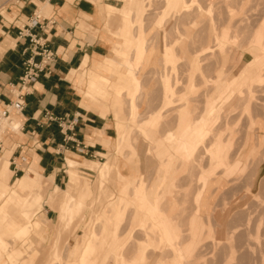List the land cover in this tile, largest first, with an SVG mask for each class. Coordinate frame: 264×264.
Segmentation results:
<instances>
[{
  "label": "crops",
  "instance_id": "1",
  "mask_svg": "<svg viewBox=\"0 0 264 264\" xmlns=\"http://www.w3.org/2000/svg\"><path fill=\"white\" fill-rule=\"evenodd\" d=\"M122 1L127 3L124 5H128L122 13V25L120 30L118 28L119 33L117 35L113 29L111 31L107 29L109 36H103L100 33V20L102 17L105 18L107 0L104 2L99 0H11L0 10V108L3 104L9 103L15 98L14 94L18 79L23 71L24 61L30 59L33 62H39L40 57L31 51L33 47L31 39H38L39 42L44 43L54 55L51 65L39 71L36 78L27 86V93L23 96L22 109L9 113L10 116L7 121L11 120L12 126L5 124L0 127V133L3 132L0 136V192H2L0 193V257L11 246L9 241L12 238L13 231L8 229L7 225L10 222L17 224L23 222L20 212L26 201L16 190L22 189L32 193L35 189L39 190L37 188L42 187L41 183L43 182L53 186V195L59 193L61 197L63 193L67 192L72 177L78 185L75 186L77 190L76 198L85 204V198L91 193V187L87 176L81 175L77 168L82 166L93 172L94 170L85 165L88 163L102 165L110 157L106 155L105 160L101 163L94 161L102 158L110 143L108 138L111 135L109 133L113 129L107 120L108 113H111L115 120V150L121 152L122 148L126 147L128 150L126 160H129L131 156H135V150L130 141V131L132 125H136L140 135L148 143L146 149L150 150L153 157L152 167H157L151 181H148V177H144L141 172H138L137 180L132 184V170L135 169L132 158L130 161L123 160L118 163L116 161L119 168L118 181L127 185L130 184V186H117L116 192L113 191L115 193L114 197L104 202L106 206L102 208V230L101 234L98 235L100 238L98 247H101V252L97 264H104L107 253H110L111 258L113 254H116V250L121 247L118 242L125 236L122 234L123 231L119 232L121 234L119 235L120 225L118 226V224L124 216H116L115 212L119 211L121 213L124 207L129 208V218L133 220L131 232L138 230L141 222H145V225L152 222L158 227L162 240L167 245L170 247H174V244L178 245V241H175L174 238L179 240L181 234L179 229L175 227L174 216L178 213V209L174 208L177 202L174 198L175 190L173 188L175 189V186H172V183H174L178 170L183 165L180 157L174 153L173 144L165 143L164 140L158 141L164 112H161L158 116L146 113L138 120L142 114L137 111L140 104L136 100L137 90L141 91L140 84L143 85L142 74L137 77L133 75L131 77L133 80L130 81L128 64L129 61H132L136 66H140L141 60L137 59L135 55L137 48L136 28L131 19L133 18L132 8L135 9L137 5L138 14L143 15L145 3L141 0H119V4ZM109 6L113 10V4H109ZM126 20H128V24H125ZM33 21L34 24H32ZM164 21L165 19L162 22L158 19L156 22L158 23L157 27L160 28L158 25L164 23ZM161 32V43H158V47L162 54V72L164 73L159 82L161 83L162 96L166 103L176 104L173 107L185 102L182 101L184 97L180 100L178 93H182V96L187 97L188 104L183 109V121L178 120L175 132L173 129L174 135L179 137L182 135V130L189 132L203 123L206 119V112H222L234 108L237 96L243 90L236 94L231 93L232 87L229 85L232 80H245L247 83L245 88L251 85L252 82L247 74L248 67H243V64L240 67V69L242 68L240 74H238L239 69L236 74L230 77H227V74L224 75L225 70L222 65L226 57L224 56L225 51L220 48L225 37L221 34L220 51L218 49L217 52L220 62L219 69L214 76L213 83L209 85L213 86V90L208 95H204L199 119L194 120L190 113L192 105L188 99L197 96L196 91H192V85H194L192 84V72H199L200 66L195 65L196 60L194 58L189 62L187 65L188 75L185 81L186 88L177 91L175 74L181 60H179L176 48L179 45L175 46L172 38V41L169 40L167 32ZM167 40L170 42H167ZM252 42L253 44L255 42L254 46L261 45L263 38L257 42L255 40ZM159 44H161V47ZM252 47L249 48L251 55H253L251 52L253 51ZM107 48L110 49V54L109 50L105 54ZM254 51L259 55V59L262 55L258 53V50ZM89 81L99 82L105 86L102 98L98 99L88 94ZM112 86L117 87L118 93L112 89ZM204 91L206 89L202 93ZM186 93L188 96H186ZM173 107H169L164 111H169ZM122 120H126V122H122ZM212 121L215 122L214 127L220 126L221 120L215 121L212 119ZM236 121V119H232V122L235 123ZM138 122L140 123L138 124ZM224 126L226 125L224 124ZM218 134L215 139L224 147L222 148V157L216 174L219 171H224L223 174H225V170L229 168L227 154L232 151L230 144H232L233 137L229 133ZM223 140H225V143H223ZM174 141H177V139ZM118 143L121 144L120 147H118ZM159 143H162L166 147L165 149L170 152L168 155L160 157L164 150L162 149L163 146L159 147L160 151L157 150V144ZM254 148L255 145L250 149L249 154ZM67 159L78 164L73 168H69L66 163ZM160 165H164L161 168V176L157 183L150 186L160 172ZM124 168H127L125 174L120 172ZM260 169L261 167L255 175L259 173ZM64 173H66L68 179L64 183L65 186L60 188L65 178ZM97 176L99 177L98 174ZM8 178L15 180L12 185L8 184ZM252 182L247 190H252L255 181L252 180ZM14 189L16 190L14 191ZM60 199L55 202L60 211V222H62ZM112 200L115 201L112 202ZM165 206L166 208L163 210ZM39 212V214L37 213L39 216H36L37 218L34 220L39 225L35 233L40 238H44L41 235V233L44 234L41 221H51L53 210L50 208ZM173 213L174 216H172ZM198 218L202 222L200 215ZM59 219L56 225L55 238L52 242L53 245L56 242ZM114 219L117 220V223L114 222ZM89 221H86L82 216L80 218V223L85 222L88 224ZM92 224L94 225V222ZM127 224H129V221ZM116 226V239L111 241L112 229ZM136 227L137 229H135ZM127 228L128 226L125 227V229ZM93 231L94 229L91 232L93 233ZM133 236L130 235V237ZM185 237L187 238V236ZM86 246L87 244L80 253L79 251L83 246L80 250L72 247L68 254L71 256L79 254L76 259L80 260V264H90L92 253L86 258L85 262H81L80 258L84 254ZM189 248L188 240L186 244H183V250H181L186 253L187 249L189 254ZM73 259L71 257L69 260L72 261ZM169 263L170 261L166 264Z\"/></svg>",
  "mask_w": 264,
  "mask_h": 264
},
{
  "label": "rangeland",
  "instance_id": "2",
  "mask_svg": "<svg viewBox=\"0 0 264 264\" xmlns=\"http://www.w3.org/2000/svg\"><path fill=\"white\" fill-rule=\"evenodd\" d=\"M10 1L11 0H0V10L4 6H6ZM99 1L104 2L106 0ZM141 1L145 3L143 7V15L138 14V9L136 6L135 9L132 8L133 18L131 19L132 24L136 28L135 38L136 36H140V31L145 30L147 45V57L144 59L143 62H140V67L143 68V70L140 68V70L142 71H139L138 73V76L142 74L141 79L143 80V85H141L143 87V90H137V101L138 104H140L137 107V111L142 114L138 118V120L145 116L146 113H152L155 116H158V114L164 112V114L169 115L171 111L164 110L176 105L168 104L165 102L162 96L160 86L161 83H159L161 81V76L164 74L162 72V54L158 47V43H161V31L169 32V39H173L174 45L178 46L180 44V46H182V48L186 50L185 57H192V53L193 58L196 60L195 65L200 66L201 71L192 72V82L194 84L193 88L196 90V98L199 100L197 101L196 105L200 107L202 105L200 100L203 99H201V93L204 89H206V91L208 92H211L213 90L211 89V87L213 88V86L209 85L213 83L215 79L213 77L219 69V54L215 52L216 50L210 53H205V55L201 54L202 56H199V52L201 51V49H204L203 51H207L209 50V48L216 49L218 45L220 47V40L218 41V43L215 41L217 46H215L216 44L214 43V41L212 42L211 39L208 43H206L205 38L206 35L210 34L211 26H214L215 31H218L219 34H222V36L225 37H223L224 39L222 40L223 43L220 49H222V51H225L224 56L226 57L222 68L224 70H227V68L228 70L230 69L229 71H227V77L236 74L242 66L243 62L247 61L252 57L249 50L250 47L253 46L251 49L256 51L258 50V53H260V55L262 56L259 57L258 62H252L250 65L246 66L248 68H258L261 77L257 81L252 82V84L249 85L247 88H245L247 84L246 82L242 87H240V91L243 90V92L241 94H238L234 108L229 111H215L205 113V117L208 115H212L213 120L215 121L222 120L224 118V121H228V124L230 123V126H223L225 127L224 129L218 127L221 129V131L218 132V135H224L229 133L233 137L232 144H230L232 147V151L231 153L228 152L227 161L231 163L232 158L233 161L236 159L240 160L241 168L239 172L225 177L224 174L221 173V171L216 174L217 167L214 168L216 170L210 174V178L213 180H211L205 186L201 195V212L199 215L202 217V222H200L198 218L199 215L194 216L193 214L194 212H196L197 208L196 202L194 203V197L197 196L198 191L201 188L200 184L196 182V176L199 172H197L196 170H199L201 166L204 168V166L206 165L204 168L205 172L208 174L211 172H209V170L211 169L209 168L210 161L207 158L210 157V153L207 152V154H205L204 152L206 157L204 158L205 160L202 159V162L201 159L197 162V159H194V164L195 166H197L195 171L197 173L194 171L195 168H192L190 171H188V174V166H182L178 170L179 172L176 176L174 183H172V186H175V189L173 188V190H175L174 198L177 202L176 205H174V208L178 209V213L176 214V216H174V213L172 214V216H174V220L175 218L178 219L180 226L175 222V227H179V233L181 234L182 238L180 237L179 240L174 238L175 241H178V245L174 244V247H170L168 245L169 247L161 249L159 246V248L161 249L159 250L161 255H158L159 260L157 257L158 253H155V251L158 250V245L154 240L151 239L152 244L154 243L152 246L153 248L156 246V249L145 245L143 247V252L145 253L144 261L138 262L136 264H152V262L153 264H166L169 261V264H264V0H214L215 3H213V0H210V2L214 4L212 7V11L214 13L212 12L211 14L208 13L209 7H205L209 5V0L208 2L207 0H202V2L201 0H196L197 3L198 1H200L201 4H198L200 6L202 5V10L205 7L204 11L206 9L205 12L209 17L203 16V20L199 19V17L195 19V16L197 15V10L195 8L194 10H196V12H194L192 8L191 13L187 15L188 19H185L188 20V22L194 21L195 19V23L192 22L193 24L188 22L185 23V21H183L185 20L183 15L180 14V16L179 14L174 15L171 13V0ZM184 1L187 6H189L190 4L192 5L191 0ZM220 1L222 2L220 3ZM109 4H113V10H111ZM124 4L127 3H123L122 1L119 4V0H107L105 18L102 17L100 20L101 35L109 36L106 31L107 29H109L110 31L113 29L115 31V34L119 32L123 20L122 13L124 12V8L128 7V5ZM193 6L195 7V4ZM158 19L160 22L165 19L164 23L158 25L160 28L157 27L158 23H156ZM207 20H209V22ZM210 22H212V24ZM125 24H128V20L125 21ZM233 35L236 36L235 39H230ZM213 37L218 40V37L215 34H213V36L211 35L212 39ZM261 38H263L262 44L254 46L255 42L253 44L252 41L255 40L257 42ZM177 42L180 43L178 44ZM159 45L161 47V44ZM108 50L110 54L109 48H107L105 54L108 53ZM194 51L198 52V55H196V53H193ZM199 59L201 60L199 61ZM233 63L234 65H231ZM180 64L178 65V69L175 74L177 78L176 89L178 91L182 89L184 90V87L186 86L185 81L188 75V71L186 69V62L183 61ZM245 64L246 63L243 64V67ZM184 70L186 71L183 72ZM128 75L129 77H131L130 74ZM210 77H212L211 80H208ZM129 79L132 81L131 78ZM203 79L205 83L203 82ZM205 79L210 81V83ZM113 87L116 86H112V88ZM76 91L77 93H79L77 88ZM178 94L180 100L183 97L184 99H182V101L187 100V97L182 96V93ZM79 95L81 97L80 93ZM186 96H188V94ZM178 104L179 102L177 103V105ZM174 113L172 115H174ZM172 115L170 114L167 119L171 118ZM233 118L237 120L235 123H232ZM107 120L109 121L113 129L109 133L111 135V137L108 138L110 140V143L107 146L106 153L102 155V158L94 160L96 162L101 163L105 160L106 155H109V159L111 160L113 158V164L111 167L112 171L107 175V178L103 180L101 184L102 188L98 189V185L95 184V181H97L98 179L96 171V173L94 171H89L82 166L77 168V171L81 173V175L87 176L88 183L91 187V193L85 198L86 207L82 210L83 212L80 211L79 213L72 216L66 228L62 229L63 225L59 219L60 211L55 202L56 200L60 199V195L59 193L58 195H53V186L49 185L48 183L45 184L42 182V187H38V189L42 192L43 196L41 203V212H43L44 209L51 208L53 210L51 221H41V225L44 230V234L41 233V235H43L44 238H40L34 231H30L29 236L26 238L27 240H25V243H23V245L21 246V254L23 256V259L15 262H10L5 256H2L0 257V264H66L68 262L69 264H80V260L76 259V257H79V254L71 256L68 253L72 247H75L80 250L83 246L79 253L82 252L84 250L85 245L92 243L94 238L100 241L98 235L101 234L102 230V208L106 206V203H103L105 199L101 191L108 187V190L116 192L115 190L117 186H130V184L127 185L118 181L119 168L118 164H116V161L117 163L123 160L130 161L132 158V161H134L135 164V169L133 168L132 170V184L136 182L138 172H141L144 177H148V181L152 180L157 166L154 168L152 167L153 157L151 155L150 150L146 149L148 147V143L140 135L138 127L136 125H132V129L130 131V141L132 142L133 148L135 150V156H131L129 157V160H126L125 157H127L128 153L126 147H123L121 152L116 151L114 148L115 120L113 119V115L111 113L107 114ZM163 121L165 120L163 119ZM122 122H126V120H122ZM139 123L140 122H138V124ZM213 124H215V122L213 123L212 121L208 126L205 127L206 130L211 132L210 137H212V133L214 134V131L216 129ZM160 128L161 130L158 137L159 142H161V140H164V137L162 136L170 128L174 129L175 132V126L172 127L171 122H169V124H161ZM176 132L180 133L178 131ZM2 134L3 132L0 133V136H2ZM256 140L258 141L257 143ZM208 142L209 141H207L204 146H206V144H210V142ZM254 145L255 148L249 154L250 149ZM161 146H163L162 149L164 150V153L161 154L160 157H164L170 152L165 149L166 147L162 143L157 144V150L160 151L159 147ZM204 146L202 147L203 150L202 148L201 150H199L201 152L198 151L196 152L198 154L195 153L196 158L199 153H203V151L205 150ZM219 156L220 158L222 157L221 153ZM256 162H259L260 164H258L260 166ZM162 166L164 165L159 166L160 172L157 175V178L154 183H152L150 186H153L155 183L158 182L161 176ZM260 167L261 169L259 173L255 175L256 171ZM126 169L127 168H124V170L120 172L125 174ZM211 170L213 171V169ZM219 173H221V175ZM64 175L65 178L62 185H60V188H63L65 186L64 183H66L68 179L66 173H64ZM252 179L255 181V184L252 186L251 192L247 189L250 188L252 184ZM7 181L9 185H12L15 180H11L8 178ZM180 183L181 185H178ZM93 198H95V200ZM114 201L112 200V202ZM55 212H57L58 214H56ZM38 214L33 216L32 218H37L36 216H39ZM117 215L124 216L121 222L118 224V226L120 225L118 233L123 231L122 234H124L125 238L119 240L118 245L121 247L120 249H117L116 254L113 255L117 256L120 255L122 252V264H134L133 259L137 255V253L140 252L141 248L140 243H137V241L147 240L148 234L146 235V232L140 231V227L138 230H134L132 232L130 231L133 224V220L132 218H129V208L124 207V210L121 213H116V216ZM81 216L82 218L86 219V221L90 220L88 224L85 222L80 223ZM35 218L32 220L31 225H33V221L35 220ZM58 219L59 228L57 230L56 242L53 245L52 242L55 238V231ZM187 219L189 220L186 221ZM71 220H73L74 222ZM38 221L40 222L39 219ZM128 221L129 224H127ZM92 222H94V225L92 224ZM114 222L117 223V220L114 219ZM70 223L72 224V226L70 225ZM151 223L147 224L146 226L148 227ZM69 225L71 227H69ZM201 225L203 229L202 232ZM126 226H128L127 229H125ZM93 229L94 231L92 233L91 231ZM135 229H137V227ZM158 231H153L150 233L154 234V238H158L160 233V231ZM119 235L121 234L119 233ZM130 235L134 236L130 237ZM185 236H187V238ZM188 240L190 245L189 254L188 250L186 249V253H183V257L181 253V251L183 250V244H186ZM29 241H31L32 249L28 248V250L27 245ZM16 246H19L18 242L16 243ZM55 251H57L59 255L58 258H53V253ZM30 255L31 257H29ZM98 256L100 257V254ZM71 257L74 258L72 261L69 260ZM113 257L111 256L110 258V253H107L104 264H117V262L114 261ZM154 260L156 261L154 262ZM92 263L97 264V261L94 262V260H91L90 264Z\"/></svg>",
  "mask_w": 264,
  "mask_h": 264
},
{
  "label": "bare ground",
  "instance_id": "3",
  "mask_svg": "<svg viewBox=\"0 0 264 264\" xmlns=\"http://www.w3.org/2000/svg\"><path fill=\"white\" fill-rule=\"evenodd\" d=\"M190 1V0H189ZM191 2H192V5L190 4L189 6H187L186 4H185V1L184 0H171V10H172V14H176V15H183L184 16V19L186 18V19H188V16L187 15H189L190 13H191V9L193 8V10L196 8V10H197V15L195 16V19H197L198 17H199V19H201V20H203V16H207V14H206V9H205V11H204V8L206 7H209V14H211L213 11H212V7H213V3H215L214 2V0H213V3L212 2H210V0H209V2H208V0H207V2H208V6H205L204 8H203V10H202V5L200 6L199 4H201L200 3V1H198V3H197V1L196 0H191ZM201 2H202V0H201ZM222 1H220V3H221ZM188 4H189V2H188ZM195 4V7L193 6ZM203 4V3H202ZM206 4V3H205ZM236 4V3H235ZM197 5V6H196ZM137 6V5H136ZM190 6H193V7H190ZM230 7V6H229ZM140 9V8H139ZM233 9V8H232ZM196 10H194V12H196ZM190 11V12H189ZM216 11V10H215ZM214 13V12H213ZM180 15V16H181ZM126 16V15H125ZM182 16V17H183ZM207 17H209V16H207ZM206 18V17H205ZM183 20V21H185V23L186 22H188V20ZM195 19H194V21H195ZM210 19V18H209ZM204 20H206V19H204ZM181 21V20H180ZM182 21V22H183ZM194 21H191V22H188V23H192V22H194ZM208 22H209V20H207ZM213 21H215V20H213ZM212 21V22H213ZM212 22H210L211 24H212ZM195 23V22H194ZM204 23V22H203ZM216 23V22H215ZM179 24V23H178ZM193 24V23H192ZM187 25V24H186ZM196 25V24H195ZM172 26V25H171ZM197 26V25H196ZM216 26V25H215ZM190 28V27H189ZM211 28V32H210V34H208V35H206V43H208L209 41H210V39L212 40V42L214 41V43L216 44V42L218 43V41L220 40V38H221V34H219V32L218 31H215V27L214 26H211L210 27ZM219 28V27H218ZM171 29V28H170ZM207 30V29H206ZM237 31V30H236ZM119 32H117L116 33V35L118 34ZM168 33V35H170L169 34V32H167ZM171 33V32H170ZM184 33H185V31H184ZM235 33V32H234ZM213 34H215L217 37H218V40H216L214 37H213V39L211 38V35L213 36ZM232 34V33H231ZM191 36V35H190ZM228 36V35H227ZM168 37V36H167ZM185 37V36H184ZM235 35H233V36H231V38L230 39H235ZM252 37V36H251ZM168 39V38H167ZM136 40H137V48H136V51H135V55H136V57H137V59H139V60H141V62H143L144 61V59L147 57V45H146V34H145V30H142V31H140V36H136ZM170 41H172L171 39H169ZM169 40H167V42L169 41ZM237 40V39H236ZM169 41V42H170ZM216 41V42H215ZM181 42V41H180ZM180 42H178V44L180 43ZM187 43V42H186ZM171 44V43H170ZM184 44V43H183ZM190 44V43H189ZM188 44V45H189ZM115 45V44H114ZM167 46V45H166ZM168 46H170V45H168ZM215 46H217V44L215 45ZM189 47V46H188ZM116 49V48H115ZM121 49V48H120ZM177 49V48H176ZM218 49H219V45L217 46V48L215 49V48H209V50H207V51H203L204 49H201V51L199 52V56H202L201 54H204L205 55V53H210V52H213L214 50H216L215 52L217 53L218 52ZM122 50V49H121ZM178 55H179V60H181V62H186V66L189 64V62L193 59V54L191 53V55H192V57H185V54H186V50H184V48H182V46H180V44H179V46H178ZM177 50H175V51H177ZM120 51V50H119ZM188 51H189V49H188ZM134 52V51H133ZM132 52V53H133ZM185 52V53H184ZM214 52V53H215ZM252 52V57L250 58V59H248L247 61H245V65L244 66H248V65H250L252 62H258V55L255 53V51L253 50V51H251ZM193 53H196V55H198V52H193ZM177 54V53H176ZM184 54V55H183ZM256 54V55H255ZM207 55V54H206ZM217 55V54H216ZM232 56V55H231ZM216 57V56H215ZM229 57V56H228ZM133 58V57H132ZM217 58V57H216ZM201 59H199V61H200ZM216 61V60H215ZM238 61V60H237ZM263 61V60H262ZM218 62H219V59H218ZM220 63V62H219ZM248 63V64H247ZM244 64V63H243ZM129 72H128V74H130V76L132 77L133 75H134V72H135V76H138V73H139V71L141 72L142 70H143V68H141L140 66H136L132 61L130 62L129 61ZM181 65V64H180ZM230 65V64H229ZM231 65H234V63L233 64H231ZM209 66V65H208ZM183 67V66H182ZM205 67H207V66H205ZM233 67V66H232ZM231 67V68H232ZM140 68L142 69V70H140ZM188 68V67H187ZM186 68V69H187ZM217 68V67H216ZM242 69V68H241ZM241 69L238 71V74H240L242 71H241ZM182 70V69H181ZM230 70V69H229ZM228 70V68H227V70H225V73H224V75H226L227 74V71H229ZM259 69L258 68H255V67H252V68H248V71H247V74H249L248 76H250V81L251 82H255V81H257L258 79H260V71H258ZM186 70H184L183 72H185ZM188 71V70H187ZM201 71V70H200ZM94 72V71H93ZM170 72H171V70H170ZM169 73V72H168ZM223 75V76H224ZM112 76V75H111ZM207 76V75H206ZM130 77V78H131ZM199 77V76H198ZM211 78L212 77H210L208 80H211ZM214 78V77H213ZM133 80V79H132ZM207 80V81H208ZM131 81V80H130ZM224 81V80H223ZM128 82V81H127ZM141 83H142V81H140ZM209 83H210V81H208ZM245 80H239V79H234V80H232L231 82H230V85L229 86H231L232 88H231V93H233V94H236V93H238L239 91H240V87H242L244 84H245ZM85 83H86V81H85ZM84 83V84H85ZM193 84V83H192ZM197 85H198V83H197ZM193 87H194V85H192ZM228 86V87H229ZM140 89H141V91L143 90L142 88V86H141V84H140ZM168 87V86H167ZM192 87V91L193 92H195L196 90L194 89ZM104 88H105V86H103V84H101V83H99V82H95V81H89V83H88V94L89 95H91V97L93 96V97H97L98 99L99 98H102V96H103V93H104ZM208 88H210V87H208ZM113 90H116V93H118L117 92V87H113L112 88ZM191 89V88H190ZM211 89H213L212 87H211ZM210 89V90H211ZM228 89V88H227ZM183 90V89H182ZM208 90V89H207ZM178 91V90H177ZM181 91V90H180ZM206 92H207V94L208 93H211V92H208V91H204V93H202L201 95V99L202 98H204V95L206 94ZM142 93V92H141ZM177 93V92H176ZM175 93V94H176ZM192 93V92H191ZM206 94V95H207ZM144 95V94H143ZM90 97V96H89ZM197 96H195V97H193V98H191V99H189L188 101L191 103V105H192V108H191V114H192V116H193V119L194 120H197V119H199V116H200V109H201V107L200 106H198V105H196V103H197V101H199L197 98H196ZM198 97H199V95H198ZM93 99V98H92ZM200 99V98H199ZM240 100V99H239ZM137 101V100H136ZM201 102H202V100H200ZM127 102H129V101H127ZM204 103V102H203ZM126 104V103H125ZM187 100L184 102V103H182V104H180V105H178V106H176V107H173L172 109H169L170 111H171V115L174 113V115H172L171 116V118H169V119H167V117L168 116H170V114L169 115H167V114H164L163 115V117H162V122H161V124H169V122H171V124L173 125L172 127H174V126H176V122H178V120L180 121V119L182 120L184 117H183V109L187 106ZM199 104V103H198ZM128 105V104H127ZM205 105V104H204ZM139 106V105H138ZM129 107V106H128ZM127 107V108H128ZM124 109H125V107H124ZM129 109V108H128ZM204 109V108H203ZM168 111V110H167ZM255 111V110H254ZM202 112H203V110H202ZM13 113V112H12ZM128 113V112H127ZM129 114V113H128ZM227 114V113H226ZM125 116H126V114H125ZM222 116V115H221ZM235 117V116H234ZM9 118H0V127L2 126V125H5V124H8L9 126H12V121L10 120V121H7ZM163 119L165 120V121H163ZM212 119H213V117H212V115H208V116H206V119L204 120V122L203 123H201L200 125H198V126H196L195 128H193V129H191L189 132H185V130H182V135H180L179 137H177V136H175L174 135V133H173V129L172 128H170L168 131H166L165 132V134L162 136V137H164V142L165 143H169L170 145L171 144H173V147H174V153L176 154V156H178V157H180V159H181V162H182V165L185 167V166H188V169H187V173H188V171H190L192 168H195L194 169V171L196 170V168H197V166H195V164H194V159H197L196 160V162L198 161V160H200L201 159V162H202V159H204L206 156H205V154H207V152H209L210 153V157H207L208 159H209V161H210V166H209V168H211V169H213V171L210 169L209 170V174L208 173H206L205 172V166H204V168L201 166L200 167V169L198 170H196L197 172H198V174H197V176H196V182L198 183V184H200V189H199V191H198V194H197V196H195L194 197V203L196 202V204H197V208H198V210H197V208H196V212H194L193 214H194V216H198L199 214H200V212H201V209H200V199H201V195H202V192H203V190H204V188H205V186L211 181V180H213V179H211L210 177V174L212 173V172H214L216 169H214L215 167H217V168H219V164H220V153L223 151V147L224 146H222L219 142H217V139H215L216 138V136H217V134H218V132L219 131H221V129H224L225 127H223L224 126V124L225 125H229L228 124V121H224V118L221 120V122L219 123V125L220 126H217L216 127V129H215V131H214V134L212 133V137H210L211 136V132H209L208 130H206V126H208L210 123H211V121H212ZM227 119V118H226ZM230 119V118H229ZM233 120H235V118H233ZM183 121V120H182ZM231 121V120H230ZM194 122V121H193ZM263 122H264V118H263ZM233 123V122H232ZM230 126V125H229ZM126 127V126H125ZM218 127H221V129L220 128H218ZM223 127V128H222ZM172 129V130H171ZM220 129V130H219ZM223 131V130H222ZM124 132V131H123ZM123 132L121 133V140H122V135H123ZM214 139V141H213V139ZM175 139H177V141H174ZM229 140V139H228ZM207 141H209L210 142V144H206V146H204L205 145V143L207 142ZM221 141V140H220ZM225 140H223V143H225L224 142ZM208 142V143H209ZM120 145L121 144H119L118 143V147H120ZM204 146V148H205V150L203 151V153H199V155L197 156V158H196V156H195V153L196 152H198L199 150H201V148ZM241 146V145H240ZM135 147V146H134ZM225 147H226V145H225ZM226 148H228V147H226ZM202 150H203V148H202ZM238 150V149H237ZM199 152H201V151H199ZM204 152H205V154H204ZM237 153H238V151H237ZM236 153V154H237ZM196 154H198V153H196ZM128 155V154H127ZM238 155V154H237ZM223 156H224V154H223ZM236 156V155H235ZM230 157H231V154H230ZM230 159V158H229ZM205 160V159H204ZM208 161V160H207ZM207 161H206V163H207ZM231 163L229 164L228 163V166H229V168L228 169H226L225 170V174H224V176L225 177H228L229 175H233V174H236V173H238L239 172V170H240V164H241V161L240 160H235V161H233V158L231 159ZM259 161V160H258ZM261 162V161H260ZM66 163H67V165L69 166V168H73V167H75L78 163L77 162H75V161H72V160H66ZM257 163V162H256ZM255 163V164H256ZM259 163V162H258ZM257 163V164H258ZM112 164H113V158H112V160L111 159H109L108 158V160L104 163V164H102V165H96V164H93V163H88L87 165H85V166H88V167H90V169H92V170H94V171H96L97 172V174L99 175V177H98V179H97V181H95V184L96 185H98V189H101L102 188V182H103V180L104 179H106L107 178V175L112 171V169H111V167H112ZM188 164V165H187ZM201 164V163H200ZM254 164V165H255ZM260 164V163H259ZM258 164V165H259ZM226 165V164H225ZM264 165V164H263ZM194 166V167H193ZM260 166V165H259ZM227 167V166H226ZM207 168V167H206ZM208 168V169H209ZM252 170V169H251ZM193 171V170H192ZM191 171V172H192ZM195 171V172H196ZM196 172V173H197ZM224 172V171H223ZM222 171H221V173H223ZM252 172V171H251ZM221 173H219L220 175H221ZM189 174V173H188ZM208 174V175H207ZM192 175H193V173H192ZM195 176V175H194ZM254 177H255V175H254ZM188 178V177H187ZM110 179V178H109ZM182 180V179H181ZM184 180V179H183ZM191 180V179H190ZM253 180V179H252ZM180 181V180H179ZM194 182H195V180H194ZM190 183V182H189ZM253 183V182H252ZM83 184H84V182H83ZM82 185V184H81ZM89 185V184H88ZM87 185V186H88ZM99 185H101V186H99ZM178 185H181V183L180 184H178ZM202 185V186H201ZM75 186H78L77 185V181L74 179V178H72L71 177V179H70V183H69V186H68V189H67V192L64 194H62L61 195V199H60V209H61V211H62V224H63V227L64 228H66V226L68 225V222H69V220L72 218V216H74L75 214H77V213H79L80 211H82L83 209H85V204H83L82 202H80L79 200H77V198H76V193H77V190H76V188H75ZM93 186V185H92ZM105 187H107V186H105ZM182 187V186H181ZM188 187V186H187ZM82 188V187H81ZM108 188V187H107ZM107 188H105L104 190H102L101 191V193H102V195H103V197H104V201H103V203L105 202V201H107V200H110V199H112L113 197H114V192L111 190H108ZM38 189V188H37ZM95 189V188H94ZM16 189H14V191H15ZM23 198H25V204L21 207V212H20V217H21V220L23 221L22 222V224H17V223H15V222H10L7 226L9 227L8 229H10V230H12L13 231V233H12V238H11V240L9 241L10 242V244H11V246H10V249L9 250H7V251H5L4 252V254H3V257L5 256L7 259H8V261H10V262H15V261H18V260H22L23 259V256H22V248H21V246L23 245V243H25V240H27L26 238L29 236V232L30 231H34L35 232V230L36 229H38V224L35 222V221H33L34 223H33V225H31V222H32V220L35 218H32L33 216H35V215H37V213L41 210V203H42V199H43V196H42V193L40 192V190H36L35 189V191L34 192H27V191H25V190H22V189H18V190H16ZM80 191H82V190H80ZM98 191H100V190H98ZM16 192V193H17ZM84 192V191H83ZM96 192H97V190H96ZM0 193H2V192H0ZM17 193V194H18ZM2 195V194H1ZM26 195H27V197H26ZM99 195H100V192H99ZM96 196V195H95ZM98 196V195H97ZM6 197V196H5ZM4 197V198H5ZM93 197H94V194H93ZM1 198V197H0ZM94 200H95V198H93ZM100 199V198H99ZM2 200V199H1ZM3 201V200H2ZM92 202V201H91ZM0 203H1V201H0ZM94 203V202H93ZM98 203V202H97ZM92 205V204H91ZM89 206V205H88ZM163 206H164V204H163ZM167 207H168V205H167ZM166 208V206L163 208V210ZM167 210V209H166ZM162 211V210H161ZM83 212V211H82ZM164 212H166V211H164ZM168 212V211H167ZM115 213H120L119 211H116ZM131 214V213H130ZM71 221H73V220H71ZM178 225H179V222H178V219L177 218H175V220H174ZM74 222V221H73ZM1 223V222H0ZM72 223V222H71ZM70 223V225L72 226V224ZM187 224V223H186ZM185 224V225H186ZM69 225V227H71ZM177 225V226H178ZM1 226V225H0ZM180 226V225H179ZM140 231H144V232H146V235H147V240H145V241H137V243H140V252H138L137 253V255L134 257V259H133V263L134 264H136V263H138V262H143L144 261V258H145V253L143 252V247L145 246V245H147V246H149V247H151V248H153V244H152V242H151V239L152 240H154L155 242H156V244L158 245V250H156L155 251V253L157 252L158 254H160L161 255V253L159 252V250H161V249H163V248H165V247H169L163 240H162V237H161V235H160V233H159V237L158 238H154V234H151L150 232H153V231H155V232H157L159 229H158V227L156 226V225H154L153 223H151L148 227L145 225V222H141L140 223ZM179 228V227H178ZM113 230V232H112V235H111V241H115V239H116V233H117V226L114 228V229H112ZM206 230V229H205ZM203 231V229H202V225H201V232ZM159 232V231H158ZM97 240V241H96ZM19 243V246H16V243ZM99 242L100 241H98V239H93V241H92V243H89L87 246H86V248H85V251H84V254L82 255V257H80L81 258V262H85V260H86V258L92 253L93 254V258H91V260L93 261L94 260V262L95 261H98V255H99V253H100V249H101V247L99 246L98 247V244H99ZM28 243V242H27ZM26 243V244H27ZM180 243H182V242H180ZM31 246H32V244H31V241H29V243H28V245H27V249L28 248H31ZM36 246V245H35ZM39 246V245H38ZM159 246H160V248H159ZM37 247V246H36ZM32 249V248H31ZM153 249H156V246L153 248ZM29 250V249H28ZM27 250V251H28ZM26 251V252H27ZM25 252V253H26ZM29 252V251H28ZM24 253V254H25ZM30 253V252H29ZM181 253H182V255H183V252L181 251ZM58 253H57V251H55L54 253H53V258H58ZM94 256H95V258H94ZM114 256V257H113ZM112 257L114 258V261L115 262H117V264H122L123 263V260H122V252H121V254L120 255H117V256H115V255H113ZM29 257H31V255L29 256ZM183 257H184V255H183ZM160 259H161V257H160ZM4 260V259H3ZM90 260V261H91ZM158 260H159V257H158ZM164 261V260H163ZM190 261V260H189ZM192 262V261H191ZM189 263V262H188ZM4 264V263H3ZM66 264H69V262L68 263H66ZM77 264V263H76Z\"/></svg>",
  "mask_w": 264,
  "mask_h": 264
},
{
  "label": "built area",
  "instance_id": "4",
  "mask_svg": "<svg viewBox=\"0 0 264 264\" xmlns=\"http://www.w3.org/2000/svg\"><path fill=\"white\" fill-rule=\"evenodd\" d=\"M34 23L33 21L32 24ZM31 43L33 44L31 51L40 57L39 62L36 63L30 59L24 61L23 71L18 79L14 94L15 98L0 108L1 118H8L10 112H17L22 109L23 96L27 93V86L36 78L38 72L49 67L54 59L53 52L44 43L39 42L38 39H31Z\"/></svg>",
  "mask_w": 264,
  "mask_h": 264
}]
</instances>
